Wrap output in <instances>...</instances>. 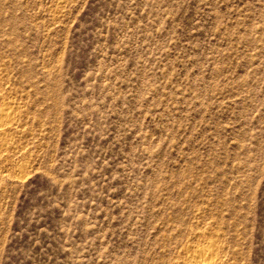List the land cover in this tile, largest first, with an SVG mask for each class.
<instances>
[{
  "label": "rangeland",
  "instance_id": "374dc122",
  "mask_svg": "<svg viewBox=\"0 0 264 264\" xmlns=\"http://www.w3.org/2000/svg\"><path fill=\"white\" fill-rule=\"evenodd\" d=\"M0 112V264H264V0H0Z\"/></svg>",
  "mask_w": 264,
  "mask_h": 264
},
{
  "label": "bare ground",
  "instance_id": "6f19581e",
  "mask_svg": "<svg viewBox=\"0 0 264 264\" xmlns=\"http://www.w3.org/2000/svg\"><path fill=\"white\" fill-rule=\"evenodd\" d=\"M4 111V110H3ZM4 114V113H3ZM3 116H5V115H3ZM1 117H2V112H0V119H1ZM3 118V117H2ZM203 255V254H202ZM194 260V259H193ZM204 261V260H203ZM196 263H198V264H203V262L202 261H198V262H196ZM205 263V262H204Z\"/></svg>",
  "mask_w": 264,
  "mask_h": 264
}]
</instances>
